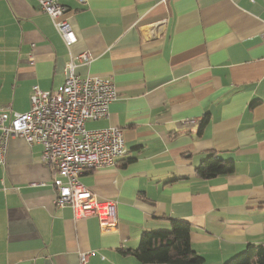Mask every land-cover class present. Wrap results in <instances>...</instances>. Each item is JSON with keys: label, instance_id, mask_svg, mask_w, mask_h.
Returning <instances> with one entry per match:
<instances>
[{"label": "crops", "instance_id": "1", "mask_svg": "<svg viewBox=\"0 0 264 264\" xmlns=\"http://www.w3.org/2000/svg\"><path fill=\"white\" fill-rule=\"evenodd\" d=\"M59 1L70 47L36 0H0V115L28 111L34 86L60 90L70 61L112 80L108 117L86 127L122 128L126 153L81 182L117 202L119 225L102 233L95 216L55 207L43 146L14 137L0 166V264H80L81 252L87 264H143L121 250L172 219L189 223L203 264L264 245V0ZM210 152L234 173L199 178Z\"/></svg>", "mask_w": 264, "mask_h": 264}, {"label": "built area", "instance_id": "2", "mask_svg": "<svg viewBox=\"0 0 264 264\" xmlns=\"http://www.w3.org/2000/svg\"><path fill=\"white\" fill-rule=\"evenodd\" d=\"M36 1L41 12L49 15L64 43L68 47L73 45L77 37L68 8L59 0ZM87 1L77 0L81 4ZM77 59L86 64L92 61V56L85 52ZM74 68L72 61L66 65L65 83L60 90L48 92L34 86L28 111L0 115V166L6 164L12 138L41 144L42 161L51 172L55 207H70L76 219L95 216L101 232L111 233L119 225L117 202L100 200L81 182V176L87 171L116 165L126 153L122 128L86 127L89 120L108 117L109 106L118 93L112 80L91 75L81 77ZM90 255L91 252H81L80 264H87Z\"/></svg>", "mask_w": 264, "mask_h": 264}, {"label": "trees", "instance_id": "3", "mask_svg": "<svg viewBox=\"0 0 264 264\" xmlns=\"http://www.w3.org/2000/svg\"><path fill=\"white\" fill-rule=\"evenodd\" d=\"M208 123V117L201 123L200 131ZM233 160H223L210 152L196 168L201 179L226 176L234 173ZM168 230L145 231L139 246L134 250H121L133 255L143 264H203L205 259L191 245V227L188 222L171 220ZM225 264H264V245L249 244L244 251Z\"/></svg>", "mask_w": 264, "mask_h": 264}]
</instances>
